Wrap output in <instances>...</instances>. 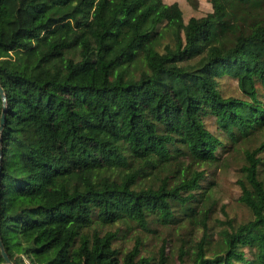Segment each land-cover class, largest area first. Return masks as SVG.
I'll return each instance as SVG.
<instances>
[{"label":"trees","instance_id":"trees-1","mask_svg":"<svg viewBox=\"0 0 264 264\" xmlns=\"http://www.w3.org/2000/svg\"><path fill=\"white\" fill-rule=\"evenodd\" d=\"M206 2L183 20L163 16V0H0L11 264H264V136L236 146L264 133V0ZM223 75L238 96L222 93ZM227 147L241 155L236 199L249 217L206 255L203 166ZM168 224L178 243L148 248L145 233Z\"/></svg>","mask_w":264,"mask_h":264},{"label":"rangeland","instance_id":"rangeland-1","mask_svg":"<svg viewBox=\"0 0 264 264\" xmlns=\"http://www.w3.org/2000/svg\"><path fill=\"white\" fill-rule=\"evenodd\" d=\"M163 1L164 6L161 10L163 16L171 18L180 15L183 20L189 16L202 15L205 13L208 6L206 2L207 0H197L194 6L189 2H186V0ZM93 17L96 18L95 15ZM185 83L186 86L189 84L188 81H185ZM218 87L224 94L239 95L235 80L226 75H223L218 79ZM186 89L189 91L188 87H186ZM180 90L182 93L181 88ZM260 99L264 103V95H261ZM204 124L209 130H215L216 132L212 117L205 118ZM263 136L264 133L251 134L242 141H239L236 146H238L240 150H249L257 146L261 142ZM261 154H263L261 159L264 161V151H262ZM240 163L241 155L239 151L228 148L225 153H220L214 163L203 166L205 171L202 184L205 185L207 182H211L209 184L211 185L210 192L212 200H214V204L210 208L205 219V224L208 228V238L204 244L206 255L218 253L223 250L224 239L221 232L228 228V223L235 226L238 223L244 222L249 217L248 210L236 199L239 189L235 179L237 178V168ZM260 175L264 178V164L261 166ZM152 228H154L153 231L145 233L143 239L144 242L148 245V248L154 250L162 245L164 253L167 255V250L179 241L178 230L170 224L152 226ZM198 235H200V228H197V231L195 232V236ZM129 244V241L125 243V245ZM245 257L248 258L249 256L246 254ZM168 260L169 264H177V260L173 256L168 258ZM23 262L24 264H29L28 260L24 257ZM234 263L245 264L243 261H235Z\"/></svg>","mask_w":264,"mask_h":264},{"label":"water","instance_id":"water-1","mask_svg":"<svg viewBox=\"0 0 264 264\" xmlns=\"http://www.w3.org/2000/svg\"><path fill=\"white\" fill-rule=\"evenodd\" d=\"M0 100H1V105H0V130L2 128V124L4 121V109H5V95L3 93V90L0 86ZM0 255L2 256L3 260L7 264H11V262L8 260L6 253L4 252V249L2 247L1 241H0Z\"/></svg>","mask_w":264,"mask_h":264}]
</instances>
